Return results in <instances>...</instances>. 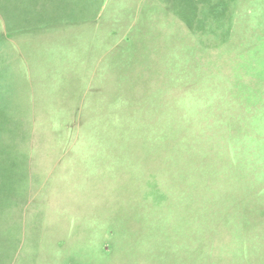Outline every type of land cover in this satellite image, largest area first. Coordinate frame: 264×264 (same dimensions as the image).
Masks as SVG:
<instances>
[{"label": "rangeland", "instance_id": "1", "mask_svg": "<svg viewBox=\"0 0 264 264\" xmlns=\"http://www.w3.org/2000/svg\"><path fill=\"white\" fill-rule=\"evenodd\" d=\"M59 237L68 264H264V0H0V264Z\"/></svg>", "mask_w": 264, "mask_h": 264}, {"label": "crops", "instance_id": "2", "mask_svg": "<svg viewBox=\"0 0 264 264\" xmlns=\"http://www.w3.org/2000/svg\"><path fill=\"white\" fill-rule=\"evenodd\" d=\"M63 213V212H62ZM57 214H59V216H60V211H57ZM56 220H59L58 218H56ZM68 221H69V218H68ZM68 225H69V227H70V223H68ZM68 231H69V228H68ZM62 237H59L58 239L57 238H52L51 239V248L49 249V250H46V251H43V248H41L42 246L41 245H43V242H42V244L40 245V248H38V249H40V252H43V253H45V254H47V255H49V257H50V264H56V260H58V262L60 263V264H68V263H63L61 260H62V258H61V256H62V253H59L58 251H57V249H58V247H59V243H58V241L57 240H59V239H61ZM37 244V243H36ZM53 246H55L54 247V253H50L51 251H53ZM38 249H37V252H38ZM51 257H52V259H51Z\"/></svg>", "mask_w": 264, "mask_h": 264}, {"label": "trees", "instance_id": "3", "mask_svg": "<svg viewBox=\"0 0 264 264\" xmlns=\"http://www.w3.org/2000/svg\"><path fill=\"white\" fill-rule=\"evenodd\" d=\"M156 80V79H155ZM150 81H152L151 79H148V85H150L149 83H150ZM203 82V81H202ZM208 83L209 85L207 86V87H211V85H210V81L209 80H205L204 81V83ZM240 82H242V80H240ZM240 82H238V85H235V87H237V86H239L240 87ZM244 84H246L247 86H250L249 84H247V83H244ZM241 88V87H240ZM250 88H251V86H250ZM243 87L241 88V90L243 91ZM252 89V88H251ZM253 92V89L251 90V92L248 94L247 92H245V96L246 97H252V98H254L255 96H254V94L252 93ZM151 103H152V100H151ZM192 116H193V114H192ZM154 186V185H153ZM162 199V196H154V200L152 199V202H155V201H157L158 200V202L160 201ZM164 229H165V227H164ZM165 234H166V231H165ZM165 234L163 235L164 236V238H165ZM162 236V237H163ZM161 237V236H160Z\"/></svg>", "mask_w": 264, "mask_h": 264}]
</instances>
